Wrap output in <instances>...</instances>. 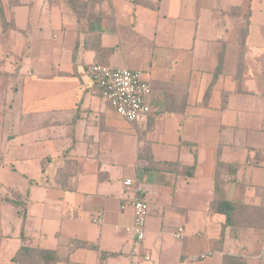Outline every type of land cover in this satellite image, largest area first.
Wrapping results in <instances>:
<instances>
[{"label": "crops", "instance_id": "obj_1", "mask_svg": "<svg viewBox=\"0 0 264 264\" xmlns=\"http://www.w3.org/2000/svg\"><path fill=\"white\" fill-rule=\"evenodd\" d=\"M0 1V264L22 247L57 264H264V220L224 229L211 209L217 183L264 208V0ZM94 64L148 77L147 122L102 99ZM126 180L146 192L142 244Z\"/></svg>", "mask_w": 264, "mask_h": 264}, {"label": "built area", "instance_id": "obj_2", "mask_svg": "<svg viewBox=\"0 0 264 264\" xmlns=\"http://www.w3.org/2000/svg\"><path fill=\"white\" fill-rule=\"evenodd\" d=\"M88 75L93 84L99 90L102 99L126 122L130 124H142L149 120L152 110L149 99L152 87L144 78L141 71L130 69H117L108 66L94 64L88 67ZM125 188L134 193L131 201L134 212L133 226L127 229L136 244H142L146 237V222L149 215L147 202L140 199L145 190L132 180L125 181ZM100 216L96 223H100ZM182 238V236H180ZM202 256L201 259H205ZM145 261H151L146 256Z\"/></svg>", "mask_w": 264, "mask_h": 264}, {"label": "trees", "instance_id": "obj_3", "mask_svg": "<svg viewBox=\"0 0 264 264\" xmlns=\"http://www.w3.org/2000/svg\"><path fill=\"white\" fill-rule=\"evenodd\" d=\"M73 9L75 8H88L91 4L97 3L96 0H89L84 3V0H70L69 1ZM0 22L5 27L6 19L4 14V8L0 1ZM105 66L103 64H98ZM225 185L217 183L215 186L214 201L211 205V209L217 215L224 217V229L236 228L243 229L251 226L255 228H261V223L264 220V208L235 205L228 201L225 193ZM59 258L56 252L43 251L34 248L22 247L19 250L16 258L13 262L16 264H57ZM224 264H247L242 258L226 256L224 257Z\"/></svg>", "mask_w": 264, "mask_h": 264}, {"label": "rangeland", "instance_id": "obj_4", "mask_svg": "<svg viewBox=\"0 0 264 264\" xmlns=\"http://www.w3.org/2000/svg\"><path fill=\"white\" fill-rule=\"evenodd\" d=\"M203 19H204V17H203ZM53 29L52 28H49V29H47L46 31H45V33L47 34V37H49L48 35H53ZM50 43H51V40L49 41ZM48 42V43H49ZM49 46L50 45H48V46H46L45 47V49H47V48H49ZM44 49V47L42 46V50ZM44 49V51H48V50H45ZM35 53V52H34ZM36 54H40V53H38V52H36ZM33 55V54H32ZM0 73L2 74V68H0ZM147 79H148V77H146ZM145 78V79H146ZM0 86H2V77H0ZM2 101V99L0 98V102ZM258 102V101H257ZM14 110H18V107L16 106V108L14 109ZM1 152H2V148L0 147V154H1ZM1 165V164H0ZM208 170L210 171V168L208 167V164L206 165V169H205V172H208ZM14 181H17V182H19V180L17 179V178H14ZM0 194H3V195H5L4 194V190L3 189H0ZM5 197V196H4ZM1 209L2 208H5V205H2L1 207H0ZM84 235V234H83Z\"/></svg>", "mask_w": 264, "mask_h": 264}]
</instances>
